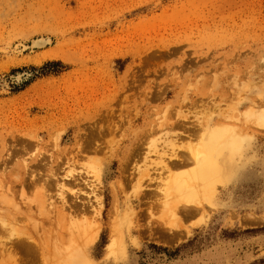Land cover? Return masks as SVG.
Wrapping results in <instances>:
<instances>
[{
    "label": "rangeland",
    "instance_id": "1",
    "mask_svg": "<svg viewBox=\"0 0 264 264\" xmlns=\"http://www.w3.org/2000/svg\"><path fill=\"white\" fill-rule=\"evenodd\" d=\"M0 264H264V0H0Z\"/></svg>",
    "mask_w": 264,
    "mask_h": 264
},
{
    "label": "bare ground",
    "instance_id": "2",
    "mask_svg": "<svg viewBox=\"0 0 264 264\" xmlns=\"http://www.w3.org/2000/svg\"><path fill=\"white\" fill-rule=\"evenodd\" d=\"M213 142H214V137H213V135L211 134L210 135V137H209V139L207 140V143H205V145H204V149L205 150H208V148L209 147H211V145L213 144ZM213 163V162H212ZM212 165V168L213 169H219V171H220V166L218 167L216 164H211ZM198 176H200V173L198 174ZM172 184V183H171ZM28 246V245H27ZM35 248V247H34ZM37 250V249H36ZM30 254H32V252L30 251ZM34 254V253H33ZM32 256V255H31Z\"/></svg>",
    "mask_w": 264,
    "mask_h": 264
},
{
    "label": "trees",
    "instance_id": "3",
    "mask_svg": "<svg viewBox=\"0 0 264 264\" xmlns=\"http://www.w3.org/2000/svg\"><path fill=\"white\" fill-rule=\"evenodd\" d=\"M175 254V253H174Z\"/></svg>",
    "mask_w": 264,
    "mask_h": 264
}]
</instances>
